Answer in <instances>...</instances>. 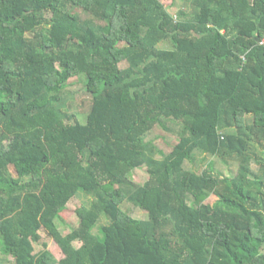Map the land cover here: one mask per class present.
Segmentation results:
<instances>
[{"label": "trees", "instance_id": "obj_1", "mask_svg": "<svg viewBox=\"0 0 264 264\" xmlns=\"http://www.w3.org/2000/svg\"><path fill=\"white\" fill-rule=\"evenodd\" d=\"M186 1L194 11L173 15L161 0H0V243L11 264H264V0ZM77 74L91 96L84 123L59 103ZM167 121L179 139L158 158L145 136ZM196 150L238 161L237 173L184 169ZM141 166L149 178L136 184ZM79 192L92 201L64 234L55 219ZM42 229L59 259L45 243L35 252Z\"/></svg>", "mask_w": 264, "mask_h": 264}, {"label": "rangeland", "instance_id": "obj_2", "mask_svg": "<svg viewBox=\"0 0 264 264\" xmlns=\"http://www.w3.org/2000/svg\"><path fill=\"white\" fill-rule=\"evenodd\" d=\"M166 9L173 15L177 14L179 10L191 13L194 8L190 1L186 0H161ZM76 13H81L83 17L86 15L75 9ZM162 48H172L173 44L169 39L163 40L159 43ZM59 103L62 105L64 111L74 113L80 122L86 121V116L91 105V96L86 92V75L77 74L72 77L67 86L61 91L59 95ZM180 125L177 122L167 121L164 125H156L145 136L146 141L152 142L157 148L156 156L163 157L168 153L172 146L179 139ZM184 169L200 170L204 167L210 168L213 172L223 176H234L237 173L238 161L225 160L217 156L206 154L200 150H196L191 159H188L183 164ZM253 168L255 165L253 164ZM129 178L136 184H143L148 178L149 173L146 166H141L133 169L129 174ZM217 197L210 195L205 202L213 204ZM92 201V196L79 192L76 196L71 198L66 205V208L61 212L60 216L55 219L56 226L62 233L69 232L72 228L78 225V216L76 215V208L82 204H88ZM191 202V201H190ZM122 209L135 218H147V212L135 206L128 200H124L121 204ZM109 218L106 215H101L94 229L98 233L101 225L108 223ZM41 239L34 243L35 252L43 248V244L59 259L62 256V251L50 234L42 229L40 231ZM78 245V243H77ZM0 257L3 264H11L12 256L6 255L2 252L0 243Z\"/></svg>", "mask_w": 264, "mask_h": 264}, {"label": "built area", "instance_id": "obj_3", "mask_svg": "<svg viewBox=\"0 0 264 264\" xmlns=\"http://www.w3.org/2000/svg\"><path fill=\"white\" fill-rule=\"evenodd\" d=\"M259 43L264 45V34L260 37Z\"/></svg>", "mask_w": 264, "mask_h": 264}]
</instances>
